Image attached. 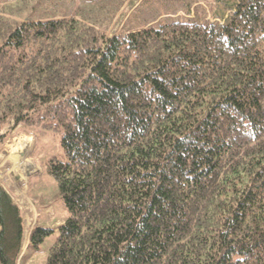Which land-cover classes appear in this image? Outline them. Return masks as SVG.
<instances>
[{
  "label": "trees",
  "instance_id": "16d2710c",
  "mask_svg": "<svg viewBox=\"0 0 264 264\" xmlns=\"http://www.w3.org/2000/svg\"><path fill=\"white\" fill-rule=\"evenodd\" d=\"M33 1V17L0 8V150L20 125L60 135L43 172L68 215L30 234L57 230L46 264H264V0L215 20L142 11L112 35ZM23 238L0 182V264Z\"/></svg>",
  "mask_w": 264,
  "mask_h": 264
},
{
  "label": "rangeland",
  "instance_id": "374dc122",
  "mask_svg": "<svg viewBox=\"0 0 264 264\" xmlns=\"http://www.w3.org/2000/svg\"><path fill=\"white\" fill-rule=\"evenodd\" d=\"M108 3V0H67L65 8L64 4L59 8L60 12L66 7L68 12L72 9L76 12L78 8L77 12L85 17L103 26L108 24L107 33L112 35L114 30L121 32L127 25H134L133 19L142 11L147 12L146 17H155L154 20L171 16L203 18L204 15L215 20L218 14L226 16L224 7L232 4L233 0H126L114 19L105 11L109 8L105 7L116 9L118 3ZM6 6L24 17H33L37 11L33 0L27 3L0 0V8ZM38 6L51 9V5ZM153 12L155 14L151 15ZM59 136L57 132H47L36 135L35 141L29 129L20 125L8 136L0 150V182L19 205L24 219V238L18 264H46L50 246L57 239L58 232L55 230L38 244H33L30 242L32 229L35 226L55 227L68 215L54 178L46 170L43 172V162L61 151ZM35 144L37 147L34 149Z\"/></svg>",
  "mask_w": 264,
  "mask_h": 264
}]
</instances>
